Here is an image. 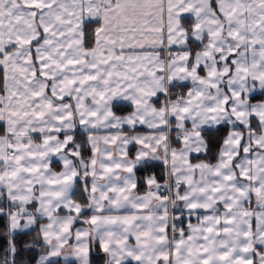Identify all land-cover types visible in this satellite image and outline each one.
<instances>
[{"label": "snow or ice", "instance_id": "6c2138e0", "mask_svg": "<svg viewBox=\"0 0 264 264\" xmlns=\"http://www.w3.org/2000/svg\"><path fill=\"white\" fill-rule=\"evenodd\" d=\"M0 222V264H264V0H0Z\"/></svg>", "mask_w": 264, "mask_h": 264}, {"label": "trees", "instance_id": "16d2710c", "mask_svg": "<svg viewBox=\"0 0 264 264\" xmlns=\"http://www.w3.org/2000/svg\"><path fill=\"white\" fill-rule=\"evenodd\" d=\"M2 226H3V223L2 222H0V228H2ZM23 239H28L27 237H24ZM3 243V240H2V238H0V244H2Z\"/></svg>", "mask_w": 264, "mask_h": 264}]
</instances>
